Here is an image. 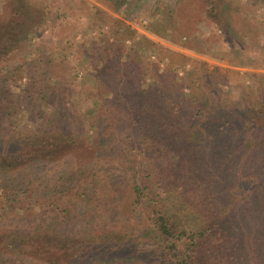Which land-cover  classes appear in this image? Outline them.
<instances>
[{"label": "trees", "instance_id": "trees-1", "mask_svg": "<svg viewBox=\"0 0 264 264\" xmlns=\"http://www.w3.org/2000/svg\"><path fill=\"white\" fill-rule=\"evenodd\" d=\"M187 1L146 7L150 30L176 40L165 30ZM246 1L200 2L226 39V49L210 48L236 66L256 64L250 42L264 32V19L248 13L264 0ZM1 2L0 264H264V73H247L232 97L218 65L148 36L125 50L136 31L124 18L140 0H98L119 16L88 3L110 35L85 51L104 65L86 79L102 101L81 113L74 79L50 69L57 58L68 63L69 46L24 57L53 7ZM150 46L166 51L163 67ZM21 110L40 119L27 134L10 133Z\"/></svg>", "mask_w": 264, "mask_h": 264}, {"label": "rangeland", "instance_id": "rangeland-1", "mask_svg": "<svg viewBox=\"0 0 264 264\" xmlns=\"http://www.w3.org/2000/svg\"><path fill=\"white\" fill-rule=\"evenodd\" d=\"M27 1L31 6L37 7L41 6L42 0ZM158 1L159 0H140V2L137 3L138 6L136 4V7L132 10L131 16L129 18L125 16L124 19L126 23L136 31L135 37L130 36L131 38L127 37V40H125L123 45L125 50L129 48L133 39L148 36L163 47L172 48L200 60L207 61L212 67L218 65L223 71L228 70L229 80L233 85V90L231 92L232 97H237L239 95L241 90L239 86L248 83L249 78L247 73H264V48H260V44L264 45V32L259 39V45L250 42V50L257 59L256 64L249 66L232 65L229 59H221L215 56L217 48H210V45L214 43V45L226 49L227 44L222 28L206 17L205 6L201 5V0H188L182 3L176 10L175 28L173 31L170 28L165 30L166 33H171L174 38H177L176 40H173L172 37L156 34L150 30L152 27L149 24V13H147L148 10H146V7L153 8ZM230 1L245 5L247 3L246 0ZM46 2L53 7V15L40 21L38 32L26 39L25 47L28 53L25 54L23 52L26 51L21 50H19L18 53H14V63L19 62L27 55L29 57L36 55L38 47L61 50L63 47L69 46V50H67L68 63L57 58L54 64L50 65V69L56 77L66 80L68 78L74 79L73 93L74 99L78 100L77 110L81 113L86 112L95 106L98 100L102 101V98L96 95L95 88L91 87V84L88 83L86 79L93 75L96 67L97 69H104V65L97 63L98 59L96 53H93L88 61L85 60V51H88L89 43H97L105 33L110 35L108 26H106L108 24L103 27L101 25L102 21H105V19L100 18V13L96 15L99 20H97V18L94 19V9H90L88 3L96 4L108 14L117 17L119 15L115 14L106 5L98 2V0H46ZM5 8L4 2H1L0 10H4ZM248 10L249 14L251 12V14L255 16L254 18L259 20L264 19V8L262 6H250ZM232 13H235V11H232ZM237 14L238 13H235V16H237ZM242 16L244 17L243 13ZM246 23L247 21H245L244 17L243 24L246 25ZM251 29V27H248V33L251 32ZM44 43L46 46H43ZM212 51H214V55H212ZM145 52H148L150 56L152 54V60H159L158 65L160 67L165 65V61H161L163 59L162 57H164L163 55L166 54V51H162V47L156 49V47L150 46V48H145ZM22 53L25 54L23 58H21ZM46 66L48 65L46 64ZM106 70L109 72L114 71L115 73L119 70V67L107 68ZM182 75L183 71H180L178 76L180 77ZM27 81L28 77L27 74H25L23 79L18 83L19 91L24 89ZM48 113V109H46L43 113V117ZM39 119L40 116H37L34 112L25 113L21 110L15 124L10 129L7 128V131H10V133L14 131L20 133L22 131V133L27 134L33 131ZM43 121H46L45 118H43ZM87 152L91 154L92 150L90 147L87 148ZM2 200L3 194L2 190H0V203ZM34 210V208H31L29 212L32 213ZM2 231V228H0V235H2ZM10 253L11 252L4 255L3 261L10 260Z\"/></svg>", "mask_w": 264, "mask_h": 264}]
</instances>
